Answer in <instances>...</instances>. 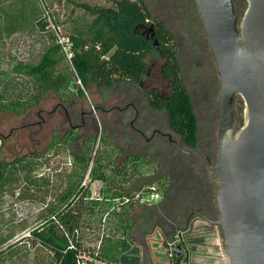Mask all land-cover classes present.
<instances>
[{"label": "trees", "instance_id": "obj_1", "mask_svg": "<svg viewBox=\"0 0 264 264\" xmlns=\"http://www.w3.org/2000/svg\"><path fill=\"white\" fill-rule=\"evenodd\" d=\"M76 5L90 12L94 19L83 26L71 27L67 36L72 46L69 60L56 43L48 17L40 15L37 3L22 0L17 9L6 13V23L0 25V39L4 33L10 37L22 28L33 27L44 40L43 48L36 56L20 59L12 64L10 70L0 74V108L22 115L38 108L48 92H53L61 102H73V97L82 95L90 85L112 88L124 81H139L148 69V54L155 51L165 61L162 75L164 79L173 80V90L166 102L157 100L154 106L168 113L170 128L182 143L195 147L196 117L180 73L177 43L171 30L153 17L144 0H119L112 9L91 8L84 3ZM150 25L158 44L156 48L146 40L147 35L151 36L148 31ZM67 88L72 92L70 95L65 94ZM75 133L70 129L64 140L60 139L70 150L75 173L66 177L65 189H56L55 197H50V174H39L40 170L47 169L45 151H32L10 163L0 162V205L4 198L19 201L17 204L12 202L11 209L15 205L34 204L32 212L14 215L9 221L0 220V225L29 221L34 213L37 216L27 235L20 234L24 236L16 243L9 244L12 238H0V257L7 243V251L17 244L30 246L33 250L45 249L53 254L51 264H118L116 256L119 252L130 250L134 226L130 217L121 212H130L133 205L120 202L125 190L132 191L129 182L139 177L141 164H115L118 151L108 143L104 144L102 135L97 138L93 157L81 155L67 146V143L80 141ZM89 137L84 139V145ZM95 183L107 184L112 191L111 196L94 198L91 187ZM40 193H48L49 202L40 201ZM118 199L120 202L115 204ZM104 215L106 220L112 219L113 230L120 233L117 242L108 240L111 248L108 251L84 244V230L90 238L95 237L92 242L97 241L96 232L100 231L98 226ZM109 250H114L113 254ZM176 260L179 258L175 257Z\"/></svg>", "mask_w": 264, "mask_h": 264}, {"label": "rangeland", "instance_id": "obj_2", "mask_svg": "<svg viewBox=\"0 0 264 264\" xmlns=\"http://www.w3.org/2000/svg\"><path fill=\"white\" fill-rule=\"evenodd\" d=\"M22 0H0V25H4L6 13L10 14L12 9H17L21 5ZM37 3V6L40 7V15L49 16L48 20L50 21L49 27L56 30L58 35L68 36L72 26H83L88 24L94 19V16L85 11L84 9L77 7L76 4L84 3L91 8H114L116 2L119 0H32ZM145 5L151 11L154 18L161 21H165L166 27H168L176 41L179 43V63L181 67V74L189 77V90L191 95V102L193 110L199 119L198 128L200 130V138L205 137L207 132V123L209 119L213 116L214 110L210 108L209 103L211 102V93H210V80L209 77L203 76L206 75L205 72L212 73L215 76L217 75V67L212 59L210 48L207 44H202L200 37L204 38L205 33L203 26H201V21L199 18L198 10L195 8L194 0H144ZM234 8L238 20H241L245 10L246 3L234 1ZM200 36V37H199ZM43 40L36 30L33 27H26L19 30V32L9 36H4L0 39V74L2 72L8 71L11 69L12 64H15L16 61L20 59H28L37 55V53L43 48ZM192 54V56H191ZM13 56L15 58H13ZM191 56V60L196 58L197 70H202L201 74H198L199 71L191 69V64H194L193 61L189 60L188 57ZM147 64L150 72V77L148 79V86H155L159 93H168L171 89V85L167 81H162L161 78V68L164 64V61L157 55L155 51H152L147 56ZM195 63V64H196ZM194 64V65H195ZM203 67L206 68L203 69ZM193 71V73H192ZM219 77V76H218ZM204 79L203 83L201 80ZM71 87H73L71 85ZM75 88V87H74ZM72 92L70 88L65 89V94L70 95ZM109 93V94H107ZM111 91H107L105 88H99L95 85H90L89 87L83 90V94L78 96L77 105L78 110H80V104L83 102V108L85 111H89L94 120L87 122L86 129H82L80 132H76L80 137V141L76 143H67V146L71 149H74L80 154H84L86 157L92 156L97 149V138L102 135L104 144L111 145L117 144L118 146L122 145V142L118 139V133H113L110 131L112 128L111 120L105 119L106 116L110 117L112 113H108L107 110L115 107L116 101L115 98H118L117 94L114 93V96H110ZM218 95L216 99V114L219 113ZM43 101L38 108L32 109L26 114H16L12 112H7L0 108V162L10 163L14 161L17 157H25L27 154L32 151L43 152L44 158L47 160L45 162L47 169L40 170L39 174L47 172L50 174V187L52 188L50 197H55L57 188H66V177L73 175L75 173L72 170V161L70 150L66 149L61 140H64L68 125L63 124V118L65 112L62 111L60 100L53 94V92H48L43 97ZM103 99H106V104L102 108ZM109 99V102H108ZM236 108H239V117L244 121V103L242 98L238 97L236 99L235 105ZM213 107V106H212ZM63 108L66 109L64 106ZM101 109H103L101 111ZM104 111V112H103ZM80 124V122L78 123ZM77 124V125H78ZM83 125V124H81ZM78 125V126H81ZM82 127V126H81ZM240 129V127H238ZM112 130V129H111ZM91 134L88 141L83 144L86 134ZM88 137V136H87ZM61 139V140H60ZM94 140H97L94 142ZM71 144V147L69 146ZM85 146V147H84ZM67 147V148H68ZM93 150L91 151V149ZM125 161L124 153H117L114 158V163L119 164ZM72 164V166H71ZM152 168L143 166L140 169V176L145 182V184H134L132 186V191L125 190L124 195L131 194L136 190H139L141 187L151 185L148 180L156 175H150ZM151 177V178H149ZM145 178V179H143ZM133 182H129L131 185ZM148 183V184H147ZM162 184V190L168 193L167 186L168 183L160 182ZM160 188V185H158ZM118 191V190H117ZM92 196L97 199H101V196L110 197L112 191L106 185H101L96 183L91 187ZM40 193L39 200L44 202H49L50 197ZM10 198V197H9ZM11 199V198H10ZM12 202H19L17 200H9L4 198L2 204L0 205V220L9 221L14 215L17 214H26L34 210L33 206H20L15 205L13 209L10 208ZM117 202H115L116 204ZM159 203V202H158ZM158 203H155L157 205ZM154 205V204H153ZM25 211V212H24ZM35 212V211H34ZM124 216L130 217V220L134 226L132 229L131 237L134 238L132 245H140L147 249L149 238L153 235V231L159 230V227H153V223L148 221L152 214L146 207L134 205L130 212H121ZM36 213L29 218V221L23 223H12L6 224L5 226L0 225V238L8 239L12 238L9 244L16 243L22 236L20 234L27 235L28 228H31L37 221L35 218ZM37 217V216H36ZM152 220V219H151ZM97 226V224H96ZM100 234L98 238V233L96 232L97 241L92 242L89 234L83 231L85 234L84 244L91 247L99 248L103 247L108 251L110 248V241L117 242V239L120 237V233L115 232L112 219L106 220L102 219L99 224ZM176 231H179L181 226H175ZM110 240V241H108ZM145 244V245H144ZM8 243L2 248L3 254L0 257V264H51L53 254L45 249H32L30 246H24L22 244H17L16 247H13L11 251L6 250ZM114 251V250H113ZM112 250L110 254H113ZM148 253V249L146 254Z\"/></svg>", "mask_w": 264, "mask_h": 264}, {"label": "water", "instance_id": "obj_3", "mask_svg": "<svg viewBox=\"0 0 264 264\" xmlns=\"http://www.w3.org/2000/svg\"><path fill=\"white\" fill-rule=\"evenodd\" d=\"M244 1L238 20L234 0H194L221 81L218 162L212 167L220 218L210 225L222 234L228 264H264V0ZM236 96L244 103L240 129ZM158 232L166 264L172 256L188 260L189 251L174 242L182 236L167 240Z\"/></svg>", "mask_w": 264, "mask_h": 264}, {"label": "flooded vegetation", "instance_id": "obj_4", "mask_svg": "<svg viewBox=\"0 0 264 264\" xmlns=\"http://www.w3.org/2000/svg\"><path fill=\"white\" fill-rule=\"evenodd\" d=\"M157 21L162 22L165 25V21L159 19H157ZM151 28L153 29L152 25H150L148 29L151 36L149 37L147 35L146 40H150L151 44L156 48L158 44L155 41ZM200 39L203 45L207 44L210 48L206 35L204 38L200 37ZM175 43H177L176 57L179 63V43L176 39ZM157 55L159 56L158 53ZM191 56L188 57L189 60H191ZM211 57L213 59V55ZM191 61L195 64L196 62L198 63L199 60L194 58ZM197 63L195 65L191 64V69L194 71L197 70ZM163 66L160 72L162 81H167L171 85V89L167 94H160L158 89L153 85L148 86V79L150 77L148 68L139 81L128 80L114 85L112 88H105L107 91L112 92L110 96H114V93L118 96L115 100L112 99V101L117 100L115 107L107 110V112L112 113V115L110 117L106 116L105 119H107V121L108 119L111 120L112 128H110V131L113 133L117 132L119 136L118 139L122 142L121 146L114 143L112 144V147H114L118 153H124L125 161L122 163L132 166L134 163L139 162L141 167H153L150 175L156 176H151L152 178L149 177L151 179L148 181L156 182L160 185L162 199L157 205L147 208L151 213L152 211L155 212L148 221L153 223V227H159V230H154L152 233L153 236L147 240V249H149L151 244L156 245V254L161 258L162 263L166 264L168 261L163 256L166 250L161 246V238L158 237L160 232L158 231H161V234H163L162 236H165L167 240H170L174 233L179 235L180 232H183L186 228L188 230L190 225H194L197 221L210 224L216 222L220 218L215 196V193L218 190V179H216L212 167H215L218 162L219 113L216 114L215 112L217 107L216 99L219 94L221 96V81L218 71L216 76L212 73H208L209 76H207V72H205L206 75H203L205 78L209 77L210 80L211 102L209 105L215 112L207 123V130H205L207 132L206 136L200 138V130L198 128L199 119L193 110L196 117L197 140L195 147H189L183 144L180 137L170 128L168 113L154 106L157 100L166 102V100L171 97L173 90V80L163 78ZM179 68L181 73L180 63ZM199 69L197 72L199 71L198 74H201L202 70ZM203 69L206 70L205 67H203ZM181 76L184 78L186 92L191 100L188 86V83L190 84L188 81L189 77L182 74ZM205 78L201 80V83H203ZM73 98V102L59 101L62 103V111L65 112L63 124L66 123L69 126L66 134H68V130L70 129L73 132H80L82 129H86L85 124L87 122L94 120L93 115L89 111L84 110L83 102L80 104V110H78L77 105L79 104V97L75 96ZM237 98L238 96L234 98L233 110L236 126L237 128H241L243 122L239 117L240 110L238 107L236 108L234 106ZM105 100L106 99H103L102 108L106 104ZM219 105L220 97L217 110H219ZM64 106L66 109L63 108ZM102 110L103 109H101V111ZM79 122L80 124H78ZM77 124L83 125H81V127ZM89 135L91 136V134L87 133L85 137L81 138V140ZM73 143L77 144L78 142H71V144ZM71 144H69L70 147ZM164 181L168 183V193L162 190L163 185L160 184V182ZM135 183L145 184L140 175L133 183H131L130 187L132 188ZM170 226L171 228L169 229ZM175 226H181V229L176 231L178 229H176ZM186 233L179 235L182 237L181 240L178 239L176 244H179L182 249L188 250L191 254V249L188 248V236H186ZM171 258V264H188L189 260V258L187 260L185 256L179 261H175V256H172Z\"/></svg>", "mask_w": 264, "mask_h": 264}, {"label": "crops", "instance_id": "obj_5", "mask_svg": "<svg viewBox=\"0 0 264 264\" xmlns=\"http://www.w3.org/2000/svg\"><path fill=\"white\" fill-rule=\"evenodd\" d=\"M188 248L191 249L188 264H228L224 256L222 234L216 227L197 221L187 230ZM155 245L147 249L140 245L131 246L125 253L116 256L119 264H163L155 252ZM161 261V262H160Z\"/></svg>", "mask_w": 264, "mask_h": 264}, {"label": "built area", "instance_id": "obj_6", "mask_svg": "<svg viewBox=\"0 0 264 264\" xmlns=\"http://www.w3.org/2000/svg\"><path fill=\"white\" fill-rule=\"evenodd\" d=\"M47 17L49 18V16ZM52 30L55 33L56 43L58 44L59 47H61V51L66 56L67 60H69L72 56L71 54L72 46L69 38L63 35L60 36L57 34L56 30L54 29ZM78 84L80 85V81H78ZM161 199H162L161 190L158 184L151 183V185L141 187L139 190H136L131 194L124 195L122 202H120V199L116 200V202L117 203L120 202V204H132L133 206L136 204L138 206L149 208L154 206L155 203L160 202ZM177 241L178 238H176L174 242L177 243Z\"/></svg>", "mask_w": 264, "mask_h": 264}]
</instances>
